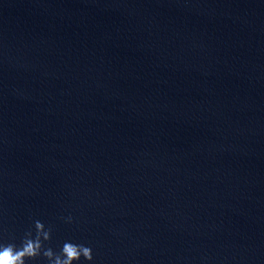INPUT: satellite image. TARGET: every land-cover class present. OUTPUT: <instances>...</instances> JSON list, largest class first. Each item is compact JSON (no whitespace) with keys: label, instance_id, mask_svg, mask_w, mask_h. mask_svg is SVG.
<instances>
[{"label":"water","instance_id":"obj_1","mask_svg":"<svg viewBox=\"0 0 264 264\" xmlns=\"http://www.w3.org/2000/svg\"><path fill=\"white\" fill-rule=\"evenodd\" d=\"M36 221L92 264H264V0H0V244Z\"/></svg>","mask_w":264,"mask_h":264},{"label":"clouds","instance_id":"obj_2","mask_svg":"<svg viewBox=\"0 0 264 264\" xmlns=\"http://www.w3.org/2000/svg\"><path fill=\"white\" fill-rule=\"evenodd\" d=\"M35 230V235L31 231L25 234L19 247L14 243L0 244V264H27L42 256L48 264H79L82 258L92 264L94 257L90 247L65 241L56 253L45 247V242L51 241V230L40 221L35 222Z\"/></svg>","mask_w":264,"mask_h":264}]
</instances>
